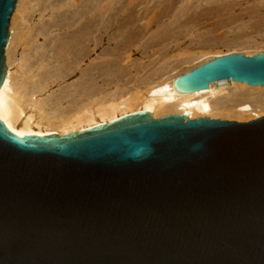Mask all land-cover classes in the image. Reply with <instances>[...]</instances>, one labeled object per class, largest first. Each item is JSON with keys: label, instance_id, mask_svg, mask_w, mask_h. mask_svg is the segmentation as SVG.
<instances>
[{"label": "water", "instance_id": "1", "mask_svg": "<svg viewBox=\"0 0 264 264\" xmlns=\"http://www.w3.org/2000/svg\"><path fill=\"white\" fill-rule=\"evenodd\" d=\"M0 0V86L10 15ZM264 86V52L175 78L189 93ZM0 264H264V116L137 112L69 134L0 120Z\"/></svg>", "mask_w": 264, "mask_h": 264}, {"label": "bare ground", "instance_id": "2", "mask_svg": "<svg viewBox=\"0 0 264 264\" xmlns=\"http://www.w3.org/2000/svg\"><path fill=\"white\" fill-rule=\"evenodd\" d=\"M28 2L25 0L16 2L14 13L12 11L13 14L10 15L8 40L3 53L5 71L0 86V120L9 130L29 134H69L137 112L149 113L154 119L166 115L183 114L190 119L207 117L240 123L264 116H259L264 113V86L227 80L220 86L189 93H178L174 90L175 78L214 57L231 53V51L210 52L203 55L201 59L196 58L197 61L191 65L188 64L187 67L176 71H173V68L170 69L169 61H163L164 57L161 56L159 59L162 60L158 61L154 58L155 61L151 63V66L130 60V54L127 53L129 51H126L125 47L126 42L133 44L142 40L146 33V30L142 32L143 27L142 31H135L136 33L133 31V35H127L132 27L134 14H139L141 9H144L142 0H71V3L61 4L58 7L60 9L66 6L65 17L59 15L64 22L61 18L58 19V16L51 24L43 23L42 26L39 24L41 27L38 29L35 27L36 30L27 28L23 41L20 37V34L24 32L22 25L28 20L25 17L28 18L27 13L30 11L27 10L32 8V6L26 8ZM62 2L59 1V4ZM258 2L264 3V0ZM53 5L49 6L51 10L54 9ZM74 5L77 6L75 9ZM261 5L259 3L258 6L261 7ZM44 6L41 11L46 9V5ZM71 7L73 10L69 11ZM42 15L40 14V17ZM174 15L171 18L173 20H169L170 23L163 26L164 31L170 30L173 24L175 25ZM59 21L63 22L66 28H61L63 31L59 33L57 31L58 35L51 37V34L49 37L47 31L53 26L60 28ZM33 30L37 31L36 35H31ZM37 34L43 35L45 40L48 39V43L46 41L40 46L43 49L41 52H39L40 47H36L40 49L36 57L37 49L35 50V46L32 47L34 43L30 46V41ZM161 34L157 32L148 35V39L144 44L142 43L143 45L139 44V47L144 46L145 51L148 48V42L160 40ZM20 40L23 41L21 45L24 44V50L21 54L19 53L21 56L16 58L13 48ZM27 48L31 49L29 51L36 58L27 53ZM242 50L240 52L245 55L264 52V50H258L252 53V51ZM88 57L92 58L85 65H81ZM15 62L17 64L12 71V64ZM35 64L36 69H34ZM72 73L77 74L73 82L69 84L63 82L65 85H59L60 88L57 91L47 90L52 84L65 79ZM129 83H133L132 90L127 86ZM249 116L258 117L240 121ZM230 118L237 120H229Z\"/></svg>", "mask_w": 264, "mask_h": 264}, {"label": "rangeland", "instance_id": "3", "mask_svg": "<svg viewBox=\"0 0 264 264\" xmlns=\"http://www.w3.org/2000/svg\"><path fill=\"white\" fill-rule=\"evenodd\" d=\"M30 1L31 0H25V2H28L26 4V8H30L31 6H32V8L27 10L28 12L30 11L31 14L27 13L28 18L27 17H25V18L28 20L25 21L26 24L22 25L24 27V29H23L24 32H23V34L22 33L20 34V37L22 38L23 41H24L25 31L27 30V28L28 29L34 28V30H36V29L40 28L43 25V23L44 24H47V23L51 24V22L53 23V21L56 18H58L59 15H61V16L64 15V17H65V13H67L65 11L66 6H64L63 8H60V9H58V7L61 4L71 3V0H65V1L64 0H56V1L55 0H53V1L52 0L51 1L50 0H40V2H39V0H33L31 2ZM35 1H37V2H35ZM59 1H63V2L59 4ZM258 1H260V0H227V1L223 0L222 2H221V0H187V1L186 0H150V1L149 0H142V2H143L142 5H144V9H141L139 14L138 13L134 14V17H135L134 21H135V19H136V21L132 22V24H131L132 27H130L127 35L131 36L134 34L135 31L136 32H138L140 30L142 31L143 27H144V29L142 32H145V30H146V33L142 39L143 41L139 40V41L133 42V44L135 43L134 45L132 43L126 42V46H125L127 48L126 51H129L127 53L130 54L129 59L132 61L134 60L135 62L137 61V63H139L141 65L142 64H149V66H151L153 64V61H155L156 59H158V61H161L162 59H159V57L161 56L162 58L164 57L163 61H169V64H170L169 68L170 69L173 68V71H176V70H180L182 68L187 67L188 64L191 65L192 63L196 62L197 61L196 58L201 59L203 57V55H206V54L213 52V51H219L221 53L231 51V53H235V52H240V50L243 49L242 51H252V53H253V52L258 51V50H264V31H263L264 30V23H263L264 22V7H263L264 3L258 2ZM51 2L54 4V5L52 4L54 7V9L52 8L53 10H51V8H49V6L51 5L49 3H51ZM36 3H38V4L36 5ZM259 3H261L263 6L262 5H261V7L258 6ZM56 4H58V5H56ZM44 5H46V9L41 11V9L43 8ZM80 5H81V3H80ZM185 5H187V6H185ZM77 6H79V4ZM77 6L74 5L73 8L75 9V7H77ZM166 7L168 9H166ZM44 8H45V6H44ZM73 8L71 7L69 9V11L73 10ZM156 11H157V13H156ZM13 13H14V11H13ZM40 14H43L42 17H40ZM170 15H171V17H170ZM173 15H174V19H176L175 25L173 24V26L170 30L164 31L163 26L166 25L167 23H170V21L173 20V19H171L173 17ZM54 16H55V18H52ZM175 16H176V18H175ZM41 18L44 20H42ZM60 18L61 17L59 16L58 19H60ZM138 19H140V21ZM61 20L63 21L64 19L61 18ZM148 21H149V23L146 24V22H148ZM156 21H158V22H156ZM162 21H163V23H162ZM247 21L249 23H246ZM63 22L59 21V24H61L60 28H59V26H53V27L49 28V31H47V33H48L47 35H49V37H50V35L52 34L51 35V37H52V36L58 35L59 32L63 31V29H61V28H66L65 25L63 26ZM35 23L37 25H35ZM245 23H246V25H245ZM133 24H134V26H133ZM237 24H239L238 28H237ZM146 25H148V26H146ZM154 25H155V27H154ZM233 26L234 27L236 26V27L233 28ZM240 26H241V28H240ZM35 27H36V29H35ZM34 30L32 31L31 35H36L37 31L35 32ZM50 30H52V32H50ZM57 31H58V33H57ZM157 32L162 33L160 35L161 37L159 38L160 40L157 39L156 42L155 41L154 42H148V48H146L145 51H144V49H145L144 46L139 47L140 45L144 44L145 40L148 39V37L151 34H154ZM192 36L194 38V41H192L193 40ZM31 37L33 38V36H31ZM22 40L18 41V43L15 44L16 47L14 46V48H13L14 49L13 52H15L14 56L16 58H19L21 56L20 55L21 51L23 52V50H24V44L21 45V43H23ZM31 40L32 41H30V46L34 43L32 45V47L35 46L34 47L35 50L38 47H40L42 44H45L46 41L48 43V39L45 40L43 35H40V34H37V36H35ZM190 41H192L191 45H190ZM236 41H239V42H236ZM130 44H132V45H130ZM233 45H234V47H233ZM32 47H30V48H32ZM30 48H29V50H31ZM163 48H165L166 51L163 50ZM40 49H37V54H35V56L38 55L39 50H40L39 52H41L43 50L41 47H40ZM159 49L161 52L159 51ZM27 50H28V48H27ZM29 50L27 53L29 55L31 54V57L34 58L35 57V56H33L34 54L31 53V51H29ZM143 51H144V53H143ZM33 52H35V51H33ZM163 53H164V55H162ZM241 53H243V52H241ZM255 54H257V53H255ZM251 55H253V54H251ZM91 58L92 57L85 58V60L81 63V65H85L89 61V59H91ZM154 58H155V60H154ZM16 64H17V62L12 64V71L15 69ZM35 67H36V64L34 65V69H36ZM140 74H138V75H140ZM76 75H77L76 73L70 74L65 79L57 81L54 84H52L50 87H48L47 90L57 91V89L60 88L59 85L64 84L65 82H66V84L73 82V80L76 79L75 77H77ZM56 85H58V87ZM132 85H133V83L132 84L129 83V85H127V86H129L130 90H132ZM262 115H264V113H262L259 116H262ZM255 117H258V116H255ZM255 117L249 116L248 118L246 117V118L240 119V121L250 120V119H253ZM219 119H228V118H219ZM229 120H237V119L230 118Z\"/></svg>", "mask_w": 264, "mask_h": 264}]
</instances>
